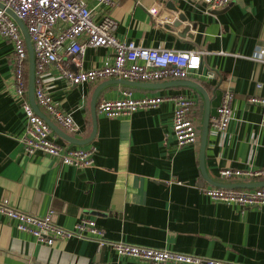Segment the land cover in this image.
<instances>
[{"label": "crops", "instance_id": "1", "mask_svg": "<svg viewBox=\"0 0 264 264\" xmlns=\"http://www.w3.org/2000/svg\"><path fill=\"white\" fill-rule=\"evenodd\" d=\"M114 1V5L98 0L87 4L97 22L108 14L118 21L120 39L146 47L203 51L201 69L187 80L207 91L210 118L224 93L235 92L227 131L217 133L209 126L204 162L210 178L224 183L264 180V176L220 174L224 168L264 167V109L249 101L264 94V88L257 86L264 83V65L255 57L264 46V0H232L218 9L201 0ZM13 52L12 41L0 35V199L8 197L18 209L39 216L52 209L55 221L64 227L71 228L83 218L95 219L107 242L71 238L47 245L3 218L0 264H149L118 254L111 241L212 257L222 264H264V206L244 209L212 200L202 190L214 185L200 168L205 112L200 90L168 83L173 78L148 82L157 85L106 82L119 78L75 85L50 65L42 79L45 89L60 110L74 117L79 131H69L36 100L38 107L77 140H68L52 128L57 142L94 149L91 166L64 164L58 157L25 150L21 139L27 120L14 89ZM112 59V49L88 47L84 69ZM105 82L96 98L97 126L92 136V100ZM125 89L136 98H171L155 108L117 117L98 109L101 100L120 98ZM179 94L195 101L192 118L200 130L197 141L185 146L177 145L173 130V97ZM26 98L31 103L29 82Z\"/></svg>", "mask_w": 264, "mask_h": 264}, {"label": "built area", "instance_id": "2", "mask_svg": "<svg viewBox=\"0 0 264 264\" xmlns=\"http://www.w3.org/2000/svg\"><path fill=\"white\" fill-rule=\"evenodd\" d=\"M106 5H114V0H98ZM210 8L218 9L232 0H201ZM0 35L13 43L14 89L21 101L27 125L22 143L29 154L41 151L58 157L62 163L79 167H89L93 163L94 149L69 148L56 141L50 124L39 115L26 98L25 72L28 48L25 36L17 21L8 12L12 10L22 19L30 36L35 53V98L65 128L76 133L79 126L70 113L60 110L51 94L45 89L43 76L48 67L54 64L60 76L72 84L96 82L108 78L150 82L164 78L187 79L197 73L202 66L201 50L179 51L164 48L146 47L135 41H124L117 34L118 21L106 15L97 22L87 0H0ZM88 47H107L113 51V59L101 67L84 69V56ZM264 65V46L255 56ZM208 76H213L209 73ZM258 87L264 88L259 82ZM117 99H103L98 109L111 117L129 114L145 108H155L170 99L167 96L134 97L129 89L123 90ZM235 92L227 90L217 111L210 118L214 132L227 131L232 118V103ZM173 117V130L178 146L193 144L198 134L191 116L195 101L185 95H176ZM252 103L264 109V94L249 98ZM264 123V116H263ZM224 177L246 176L263 177L264 167L250 169L224 168ZM180 183V182H179ZM203 192L212 200L226 204H237L242 208L264 206V187L226 188L206 186ZM7 218L15 227L32 234L38 242L53 245L58 240L71 238H93L104 245L105 230L95 219L83 218L73 227L59 225L54 219V210L39 216L15 207L8 197L0 199V221ZM110 245L118 254L130 256L149 264H222L219 259L193 255L175 250L111 241Z\"/></svg>", "mask_w": 264, "mask_h": 264}, {"label": "water", "instance_id": "3", "mask_svg": "<svg viewBox=\"0 0 264 264\" xmlns=\"http://www.w3.org/2000/svg\"><path fill=\"white\" fill-rule=\"evenodd\" d=\"M172 5V4H171ZM0 6L3 7V4L0 3ZM8 12L13 16V18L17 21L18 25L20 26L26 40L27 48H28V55H29V96L31 99V104L35 111L41 115L49 124L50 126L56 130L59 134H61L63 137L66 139H70L73 141H77L73 137L69 136L67 133L63 132L53 121H51L46 114H44L40 108L38 107V104L36 102L35 98V53L33 49V45L28 33V30L23 22L22 19L18 18L15 13L8 9ZM107 83L110 82H121L125 83L128 85H153V84H160V83H148V82H140V81H131V80H125V79H110L109 81H106ZM105 83H102L96 90L93 100H92V115L94 119V130L92 136L96 132V126H97V109H96V103H97V95L100 89L106 85ZM168 83L175 84V85H180V84H185V85H190L202 92L205 98V112H204V119H203V125H202V130H201V145H200V168L202 171L203 176L205 179L211 183L214 186L218 187H227V188H245V187H264V180L262 181H257V182H245V183H224V182H218L210 178L206 171L205 167V162H204V156H205V149H206V144H207V138L209 134V126H210V97L207 93V91L204 89L202 85H200L197 82L190 81L187 79H176L173 81H170ZM82 143V141H78Z\"/></svg>", "mask_w": 264, "mask_h": 264}, {"label": "trees", "instance_id": "4", "mask_svg": "<svg viewBox=\"0 0 264 264\" xmlns=\"http://www.w3.org/2000/svg\"><path fill=\"white\" fill-rule=\"evenodd\" d=\"M25 79H26V86H28V82H29V59H27V67H26V72H25ZM193 113L194 112L191 113V116L194 117ZM196 128H197V125H196ZM197 134H198V137H199V134H200L199 128H197Z\"/></svg>", "mask_w": 264, "mask_h": 264}, {"label": "rangeland", "instance_id": "5", "mask_svg": "<svg viewBox=\"0 0 264 264\" xmlns=\"http://www.w3.org/2000/svg\"><path fill=\"white\" fill-rule=\"evenodd\" d=\"M230 3H231V2H230ZM230 3H229V4H230ZM229 4H228V5H229ZM205 5H206V4H205ZM228 5H227V6H228ZM206 6H207V5H206ZM227 6H226V7H227ZM207 7H208V6H207ZM224 7H225V6H224Z\"/></svg>", "mask_w": 264, "mask_h": 264}]
</instances>
